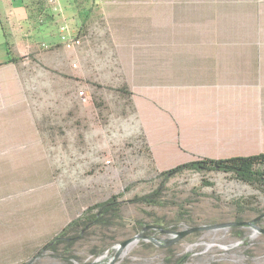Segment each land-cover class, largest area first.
<instances>
[{"label":"rangeland","instance_id":"rangeland-1","mask_svg":"<svg viewBox=\"0 0 264 264\" xmlns=\"http://www.w3.org/2000/svg\"><path fill=\"white\" fill-rule=\"evenodd\" d=\"M24 1L26 19L9 32L28 57L14 68L19 86L0 89V156L10 160L1 163L16 165L0 167V264H264L263 232L215 227L258 218L264 228V186L216 171L162 179L138 125L140 88L125 80L127 61H148L149 38L185 9L169 0ZM253 145L264 139L235 146ZM157 187V204L134 200ZM112 196L117 217L45 248ZM190 227L204 228L176 238Z\"/></svg>","mask_w":264,"mask_h":264},{"label":"crops","instance_id":"crops-1","mask_svg":"<svg viewBox=\"0 0 264 264\" xmlns=\"http://www.w3.org/2000/svg\"><path fill=\"white\" fill-rule=\"evenodd\" d=\"M169 1L185 14L171 16L149 38L150 59L137 68L132 56L125 74L140 88L133 105L154 166L264 152L235 146L244 136L264 139V0ZM25 8L24 0H0V89L21 80L14 68L28 56L13 48L9 28L24 23ZM6 160L0 156V167L16 166Z\"/></svg>","mask_w":264,"mask_h":264},{"label":"trees","instance_id":"trees-1","mask_svg":"<svg viewBox=\"0 0 264 264\" xmlns=\"http://www.w3.org/2000/svg\"><path fill=\"white\" fill-rule=\"evenodd\" d=\"M5 45L7 52L10 54L7 42H5ZM23 58L24 56H10L9 61L17 62ZM184 170L231 173L233 174L234 178L242 182L253 186H264V152L250 155H236L226 158L200 157L191 161L179 163L171 168L161 170L159 175L162 179H168ZM202 182L204 185H211V182L209 181L202 180ZM160 191V187H157L150 193L135 197L134 200L145 204H157L158 201L155 199V197L160 194ZM115 198L117 197L112 196L107 200L95 202L87 206L80 216L72 219L65 226H63L60 232L45 245V248L52 246L56 242H59L70 230L81 225L103 223L104 217L107 215H110L111 217H117L118 202L115 200ZM182 262L183 257L178 258L171 264H182Z\"/></svg>","mask_w":264,"mask_h":264},{"label":"water","instance_id":"water-1","mask_svg":"<svg viewBox=\"0 0 264 264\" xmlns=\"http://www.w3.org/2000/svg\"><path fill=\"white\" fill-rule=\"evenodd\" d=\"M258 218H254L252 220V222H247V221H233V222H227V223H221V224H217L215 225V227H221V226H239V225H251L253 227H255L259 232H263L264 233V228H260L259 226H257L256 224H254L255 221H257ZM204 227H190L187 229H184L182 231H178L176 232V238H179L181 236H184L188 233L194 232L196 230L202 229ZM131 239H128L126 241H123L122 243H120V247H123L125 245H128L130 243Z\"/></svg>","mask_w":264,"mask_h":264},{"label":"flooded vegetation","instance_id":"flooded-vegetation-1","mask_svg":"<svg viewBox=\"0 0 264 264\" xmlns=\"http://www.w3.org/2000/svg\"><path fill=\"white\" fill-rule=\"evenodd\" d=\"M255 223H257V222L255 221Z\"/></svg>","mask_w":264,"mask_h":264}]
</instances>
